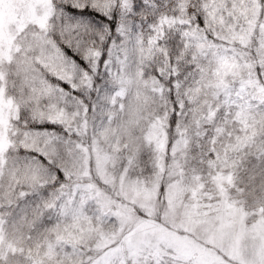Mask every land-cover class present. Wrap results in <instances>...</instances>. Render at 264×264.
<instances>
[{"label":"snow or ice","instance_id":"6c2138e0","mask_svg":"<svg viewBox=\"0 0 264 264\" xmlns=\"http://www.w3.org/2000/svg\"><path fill=\"white\" fill-rule=\"evenodd\" d=\"M0 264H264V0H0Z\"/></svg>","mask_w":264,"mask_h":264}]
</instances>
